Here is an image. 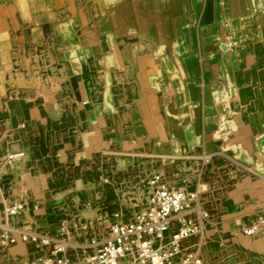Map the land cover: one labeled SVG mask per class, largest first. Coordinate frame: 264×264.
I'll return each instance as SVG.
<instances>
[{"label": "crops", "instance_id": "0c3cea01", "mask_svg": "<svg viewBox=\"0 0 264 264\" xmlns=\"http://www.w3.org/2000/svg\"><path fill=\"white\" fill-rule=\"evenodd\" d=\"M105 2V13L94 25L91 21L93 27L83 38H78L82 43L72 50L78 57L95 54L92 63L87 62L82 68L79 61H72L71 75L63 78L57 89L28 88L20 90L22 95L8 94L1 98L4 91L0 85V107H3L0 127L7 132L0 145V183L5 201L25 200L27 211L22 215L25 220H39L36 216L43 215L59 218L54 206L47 202L52 189L44 184L47 185L49 178L36 181L32 176V164L25 155L27 144L48 147L54 141L66 154L74 139L89 143L91 137L83 134L87 130L81 126L92 130L99 127L93 104L132 105V115L138 114L136 125L130 131V125L120 121L124 116L120 117L121 131L127 130L129 136H144L146 132L157 136L153 150L163 152L161 157L178 158L195 143L203 145L207 154L219 157L220 154L209 151V144L227 148L231 137L233 147L229 149L239 152V160L245 161L250 156L264 159L260 154L264 153V0ZM138 2V22H134L129 14L130 4ZM87 16L92 19L90 12ZM133 37L135 43L127 46L125 40ZM71 39L77 45V36L73 34ZM10 80H15L13 75ZM36 81L41 83L38 78ZM101 82H104V97L95 99L97 90L101 91ZM114 87L126 95L115 99ZM146 96L149 100L144 99ZM155 97H162L163 103L156 102ZM146 103L154 106L155 116L147 112ZM160 105L164 106V114L158 112ZM217 137L221 138L220 144ZM138 142L137 147L143 145L141 140ZM144 153L133 154L132 161L144 159ZM262 162L260 167L264 170ZM77 190H83L90 202H95L94 196L105 200L104 189L94 192L90 185L78 180H73L65 191ZM102 201L97 211L104 205ZM96 216V212L90 213L91 221L101 225L100 218L93 220ZM252 216L246 217L242 225L250 224ZM262 237L264 229L251 238L241 232L234 249H241L239 244H242L263 256L264 246L254 248L264 240ZM223 240V237L211 240V247L218 250L214 256L229 263L231 255L222 248L226 246ZM245 258L237 256L239 262H251ZM230 263L237 261L232 259Z\"/></svg>", "mask_w": 264, "mask_h": 264}, {"label": "rangeland", "instance_id": "374dc122", "mask_svg": "<svg viewBox=\"0 0 264 264\" xmlns=\"http://www.w3.org/2000/svg\"><path fill=\"white\" fill-rule=\"evenodd\" d=\"M105 3V0H0V85L4 91L1 98L8 94L20 95L22 92L20 90L28 88L52 86L57 89L62 83L61 80L71 75L72 61H79L82 68L87 62L92 63L95 54L78 57L72 50L82 43V39L78 42V38H83L88 34L90 27H93L91 21L94 25L95 20L105 13ZM139 4L140 2L130 4L131 21L138 22ZM88 12L91 20L88 19ZM145 21H149L147 17ZM62 25H66L67 28L63 29ZM154 27L158 28L157 25ZM73 34L77 36V45L72 42ZM135 39V37L126 39L124 43L127 46L133 45ZM11 75L14 81L10 80ZM37 78L41 83H37ZM103 83L100 84L101 91L97 90V96L94 95L95 99L104 97ZM121 94H123L121 89L113 88L112 97L116 99ZM144 99L147 100L148 97ZM162 99L155 97L156 102L163 103ZM146 104L147 112L153 116L154 106ZM111 106L103 103L91 105L99 116L97 118L100 122L99 127L92 130L88 126H81V129L87 130L83 134L90 135L91 141L86 143L74 139L71 144L69 143L71 146L66 154L60 149L61 145L54 141H51L48 147L27 144L25 155L32 164V176L36 181L46 176L49 178L47 185L44 184L49 190L52 189V192L49 191L47 202L54 206L59 218H46L43 215L36 216L39 220L35 221L24 218L18 221L23 222L25 228L38 232L58 230L60 231L58 234L81 244L70 248L72 254L78 256L81 253L85 254L88 251L85 245L88 244L90 235L104 232L107 228L106 223L119 220L118 217L114 218V213L129 214L143 206L145 202L143 184L151 174L159 172L167 179L179 181L182 186L192 184L191 187L195 188L198 185L201 190L202 207L214 215L213 224L207 228L210 230L207 236L209 238L205 239L201 251L206 264H229L232 259H236L235 264H264V255L254 249L253 251L242 244H239L241 249L237 247L234 249V243L242 232V221L264 207V170L260 167V162L264 159H254L248 155L249 158L245 161L239 160V152L234 153V150L229 149L233 147L231 137L230 146L227 148L209 144V151L220 154L219 157L207 154L203 150V145L198 143L192 144L189 151L181 153L178 158L161 157L163 152L153 150L154 142L158 141L157 136L149 132L144 136H129L127 130H124L125 133L121 131L123 120L126 121V125H130L128 127L130 131L136 125L134 121L138 114L132 115L133 106L122 104ZM0 108L2 110L3 107ZM158 112L164 114L163 105H160ZM123 116L121 124L118 118ZM164 126L167 127L165 122ZM6 134V130L0 127V145L7 138ZM219 139L221 138L217 137L218 144L221 143ZM96 140L99 145L96 144ZM139 140L143 145L137 147ZM135 153H144L143 158L148 160L145 166L150 165L151 171L144 168L142 158L132 161V155ZM260 154L264 157V153ZM207 155L211 156L210 164H204V157ZM73 180L90 185L94 192L104 189L105 200H99L94 196L92 198L95 202H90V198L83 190L74 193L65 191ZM101 201L104 204L102 206L107 207L101 206L97 211ZM95 212L98 216L93 220L97 221L100 218L101 225H96L90 219V213ZM222 237L225 239L222 242L226 245L222 247L225 248L223 250L229 251L232 256L229 263L214 256V252L218 250L211 247V240L219 238L221 240ZM226 238L232 239L233 242ZM27 243H23L27 245L24 248H20V243L11 246L12 249L9 248L6 257L0 255L3 263L27 264L29 260L34 259L41 251L34 243ZM6 252L7 250L1 254ZM238 254L246 256L245 260L251 259V262H239Z\"/></svg>", "mask_w": 264, "mask_h": 264}, {"label": "built area", "instance_id": "2783aa9c", "mask_svg": "<svg viewBox=\"0 0 264 264\" xmlns=\"http://www.w3.org/2000/svg\"><path fill=\"white\" fill-rule=\"evenodd\" d=\"M143 190V206L129 214L114 213L120 219L106 223L104 232L90 235L85 245L88 258L82 260V253L70 252L81 244L58 234L60 231L25 228L18 219L27 211L26 202L5 201L0 183V255L13 245L32 242L41 251L32 264H206L199 252V237L214 219L201 205L198 185L182 186L155 172L146 179ZM261 226L264 207L253 214L250 224L243 225L242 233L252 236ZM0 264H4L1 256Z\"/></svg>", "mask_w": 264, "mask_h": 264}, {"label": "bare ground", "instance_id": "6f19581e", "mask_svg": "<svg viewBox=\"0 0 264 264\" xmlns=\"http://www.w3.org/2000/svg\"><path fill=\"white\" fill-rule=\"evenodd\" d=\"M204 154V153H203ZM189 156V155H188ZM162 157H165V155L164 156H162ZM133 158V157H132ZM136 159V158H135ZM144 160V159H143ZM211 156L210 155H207V156H205L204 157V164H210L211 163ZM144 163H147L145 160L143 161ZM145 167V166H144ZM150 170V169H149ZM144 171V170H143ZM162 172V171H161ZM199 188V187H198ZM204 190V189H203ZM199 192H200V197H201V190H200V188H199ZM137 198V197H136ZM126 199V198H125ZM138 199V198H137ZM127 202V201H126ZM212 217H213V219H214V215H212ZM234 218V217H233ZM120 219V218H119ZM226 219V218H225ZM225 219H224V221H225ZM228 220V219H227ZM230 226V225H229ZM262 229H264V226H261V227H259L257 230H256V232L251 236V237H254V236H256ZM208 231L209 230H207V231H205L200 237H199V243H200V247H199V252L201 253V249H202V246H203V244L205 243V239L206 238H209V237H207L208 236ZM243 234V233H242ZM245 235V234H244ZM245 236H247V235H245ZM263 236V235H262ZM263 238V237H262ZM202 239V240H201ZM264 239V238H263ZM23 243H27V242H21L20 243V246H27L26 244H23ZM28 244V243H27ZM253 246V245H252ZM264 246V240L263 241H260L259 242V244L257 243V245H254V248H258V247H263ZM12 249V248H11ZM262 250V249H261ZM10 251V249H7V252L6 253H3L2 254V256L3 257H6L7 256V254H8V252ZM31 253V252H30ZM262 254H264V250H262ZM201 255H202V253H201ZM202 257H203V255H202ZM37 258V257H36ZM36 258H35V261L34 262H36L37 260H36ZM88 258V253H86L85 252V254L83 253L82 254V257H81V259L83 260V259H87ZM204 258V257H203ZM32 260H33V258H32ZM32 260L30 261H28L27 262V264H32ZM38 261H39V259H38Z\"/></svg>", "mask_w": 264, "mask_h": 264}]
</instances>
